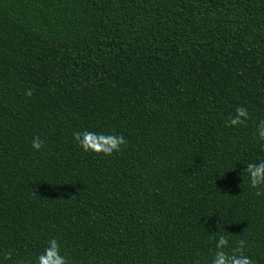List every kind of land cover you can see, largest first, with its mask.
Instances as JSON below:
<instances>
[{"label": "trees", "instance_id": "obj_1", "mask_svg": "<svg viewBox=\"0 0 264 264\" xmlns=\"http://www.w3.org/2000/svg\"><path fill=\"white\" fill-rule=\"evenodd\" d=\"M260 119L264 0H0V264L50 238L69 264H208L217 230L264 264Z\"/></svg>", "mask_w": 264, "mask_h": 264}, {"label": "clouds", "instance_id": "obj_2", "mask_svg": "<svg viewBox=\"0 0 264 264\" xmlns=\"http://www.w3.org/2000/svg\"><path fill=\"white\" fill-rule=\"evenodd\" d=\"M31 94L30 89L25 91V96H31ZM234 113L224 121L225 127L243 126L249 118L245 107L236 106ZM254 136L260 146L264 148V119L258 120ZM72 137L82 151L104 156H110L120 151L121 146L126 143L123 135L97 133L88 129L74 131ZM30 143L31 148L38 152L41 150L43 141L39 137L33 136ZM242 171L245 173L249 189L255 190L256 195H260V189L264 186V159L248 162ZM209 236L214 239V251L208 264H254L249 256L244 254V240L234 241L233 247L230 246L229 240L219 230L209 234ZM8 255L5 254V259ZM32 264H69V262L67 256L61 253L56 238H50L42 250L35 255Z\"/></svg>", "mask_w": 264, "mask_h": 264}]
</instances>
